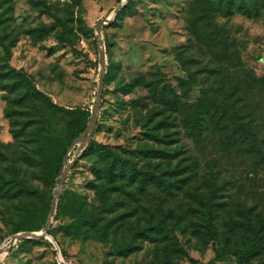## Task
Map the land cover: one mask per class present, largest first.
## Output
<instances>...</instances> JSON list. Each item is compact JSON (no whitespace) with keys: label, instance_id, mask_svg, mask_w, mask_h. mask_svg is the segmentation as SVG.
<instances>
[{"label":"rangeland","instance_id":"374dc122","mask_svg":"<svg viewBox=\"0 0 264 264\" xmlns=\"http://www.w3.org/2000/svg\"><path fill=\"white\" fill-rule=\"evenodd\" d=\"M123 1L0 0V41L12 52L7 57L0 46V240L17 236L9 249L0 247V264H264V254L245 263L229 255L230 246L239 242L224 239L235 220H264V0H248L261 7L253 16L211 12L212 0H132L114 16ZM113 16L111 23L102 22L100 44L96 25ZM100 46L108 79L93 136L96 146L166 147L148 136L156 122L149 119L148 108H173L175 100L162 103L159 96L164 87L176 89L182 103L168 111L177 117L171 133L178 142L172 146L185 152L190 193L217 190L219 242L197 235L200 219L188 194L167 197L155 186L142 194L136 185L127 186V202L118 211L123 219L107 229L78 236L67 229V219L55 220V213L57 241L52 235L13 234L28 207L44 216L58 184L52 188L45 182L41 168L29 159L36 152L31 135H15L30 123L31 129L42 124L51 135L66 138L73 117L45 108L43 99L23 100V95L35 87L58 106L92 113L102 71ZM9 67L22 76L8 73ZM205 92L225 104L234 120L201 121L194 136L190 124ZM90 142H73L76 149L63 171L72 166L62 188L92 202L99 198L93 184L101 182L95 168L103 163L102 149L83 155ZM171 212L179 225H173ZM157 225L163 226L161 233L153 228ZM145 227L156 240L138 233Z\"/></svg>","mask_w":264,"mask_h":264},{"label":"trees","instance_id":"16d2710c","mask_svg":"<svg viewBox=\"0 0 264 264\" xmlns=\"http://www.w3.org/2000/svg\"><path fill=\"white\" fill-rule=\"evenodd\" d=\"M131 3L132 0H129L126 7L131 5ZM211 7V12H221L224 16L233 15L236 11H244L249 16H253L261 8L258 3H251L248 0H212ZM122 12L123 10H120L118 15ZM0 46L5 50L7 57L12 56L10 46L3 40L0 41ZM8 73H15L16 75L22 76L21 71L17 72L12 67L8 68ZM190 76L193 77V74ZM107 79L108 72L105 77V82ZM180 82L183 85H188L187 79L181 78ZM134 85L135 83L128 86L129 89ZM154 91L156 90L154 89ZM159 97L162 103H170V100H175V102L171 105L173 108H165L162 111L148 108L149 119L156 121L149 128V131L152 132H148V136L166 147L152 146L134 149L121 148V150H117L108 145L97 147L93 139L83 151V155H89L102 149L98 156L103 166L95 168V173L101 182L93 184L97 189L99 198L96 201L89 202L82 194L75 191H67L65 188H62L54 218L55 220L59 218L67 219L69 221L67 229L75 235L79 236L82 233H86L93 228H99L100 226L107 229L120 219H123L119 216L121 213H118V211L127 202V198L124 196L125 192L128 194L127 186L136 185L137 190L142 194L146 193L151 186L157 187L167 197H176L180 193L188 194L190 199L189 203L195 205L194 209L198 213L196 216L200 219L199 224H197L198 228L196 229L197 235H208L210 239L220 241V231L214 223L215 215L220 210L218 207L221 205L217 202V190L212 189L211 193L207 195H203L196 190L190 193L189 186L192 182V176L191 174H187L190 169L189 166L183 164L185 159L183 154L185 152L178 145L175 147L172 146L178 142L176 138H173V133H171V127L177 122V117L175 116L173 118V114L168 111L169 109L177 110L182 103V97L176 89L171 90L165 87L161 90ZM26 98L31 101L43 99L42 103L45 108H56L73 116L67 125L66 138L51 135L46 127L41 126L42 124L31 129L30 123L25 124L19 130L20 132L15 135V138H19L21 135H31V139L35 143L36 152L35 156H29V159L33 160L41 168L44 181L54 188L59 182L64 166L66 165V156L70 160L73 151L76 149V146L71 148L73 142L87 132L92 113L87 110L69 109L58 106L50 98L45 96L41 90L35 87L25 92L23 100H26ZM197 104V108L194 109L196 113L195 117H193L194 121L190 124V129L194 136L198 131V125L201 121L218 119L221 122H228L234 120L232 111L225 104H221L214 95L210 96L207 92L203 93L199 97ZM158 117H161L160 120H157ZM161 130L163 131L161 132ZM123 180H126V182L124 183ZM19 193L12 194V196L17 197ZM26 194H28V191H26ZM129 195L136 198L135 194L131 192H129ZM51 202L52 198L47 208L43 211V217L42 212L36 207H28V213L25 214L26 216L23 222L13 231V234L16 235L20 232L33 233L42 230L51 211ZM115 215L117 217L111 220L108 219V217ZM172 215L175 218L173 225H179L181 223L179 217L175 213ZM40 217L42 218L39 220ZM167 218H169L168 213L160 221V225L166 223ZM160 225L153 226L158 233L164 230L162 228L163 226ZM229 227L233 232L230 235L224 236L227 244L233 240L239 242L235 246H230L232 249L228 252L229 255L236 256L245 263L264 254L263 219L247 216L245 222L240 223V221L235 220L234 223H229ZM138 233L144 235L147 239H157L146 227L139 230ZM48 234L52 235L57 241L56 234L53 232L52 223L48 229ZM26 240L30 239L28 238ZM9 242V237L2 238L0 240V247L8 246ZM130 247L132 245L128 246L129 249ZM166 248L167 246L165 245L164 250Z\"/></svg>","mask_w":264,"mask_h":264},{"label":"water","instance_id":"95a60500","mask_svg":"<svg viewBox=\"0 0 264 264\" xmlns=\"http://www.w3.org/2000/svg\"><path fill=\"white\" fill-rule=\"evenodd\" d=\"M129 0L123 1L122 3H120L117 8L115 9V14L114 16L120 11V9L126 4V2H128ZM114 16L112 18H104V19H100L99 22L96 25L97 28V38L99 43L101 44V32H102V22H106V23H111L114 20ZM100 63H101V74H100V79H99V91H98V98H97V102L95 105L94 110L92 111V116H91V122L88 128V131L85 133V135L80 136L75 142L77 141H82V142H90L93 139L94 136V132L96 129V125H97V119H98V113L100 111V107H101V103H102V99H103V93H104V88H105V77H106V52L103 49L102 46H100ZM73 146V145H72ZM71 149V148H70ZM65 160H69L68 156H66ZM72 164L70 163L68 165V167L63 171L60 180L57 184V187L55 189L54 192V196H53V200H52V206H51V211L48 217V220L43 228V232L42 234L39 235H34L33 233H24L22 235H19V238H23V237H27V236H33V237H48V229L53 221L54 215L56 213V207H57V201H58V197L59 194L62 190V187L64 185V182L66 180V176L67 173L69 172L70 168H71ZM17 236H14L8 245V249L15 243V238ZM52 240L54 241V239L52 238Z\"/></svg>","mask_w":264,"mask_h":264}]
</instances>
